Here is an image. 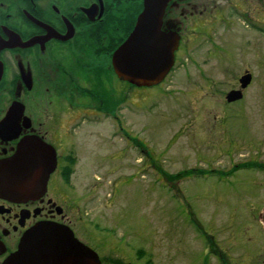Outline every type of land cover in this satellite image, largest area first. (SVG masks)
<instances>
[{
    "label": "flooded vegetation",
    "instance_id": "obj_1",
    "mask_svg": "<svg viewBox=\"0 0 264 264\" xmlns=\"http://www.w3.org/2000/svg\"><path fill=\"white\" fill-rule=\"evenodd\" d=\"M144 9L145 0H0V165L24 142L31 152L42 149L40 159L50 169L45 190L34 196L0 194V264L41 227L69 228L101 264H135L117 256L130 244L128 230L116 239L114 224L76 217L81 207L70 178L79 163L77 131L89 118L111 116L121 125L127 82L119 78L113 56ZM160 30L178 42L166 77L191 76L189 65L200 69L199 77H209L210 61L225 77L248 74L237 73L235 60L228 59L248 56V0H169ZM230 34L241 42L228 47ZM248 157L244 173L194 170L196 177L214 173L227 185L200 209V217L182 223L179 239L172 240L178 243L170 245L180 253L169 254L165 264H264V154ZM204 211L209 217H201Z\"/></svg>",
    "mask_w": 264,
    "mask_h": 264
},
{
    "label": "rangeland",
    "instance_id": "obj_2",
    "mask_svg": "<svg viewBox=\"0 0 264 264\" xmlns=\"http://www.w3.org/2000/svg\"><path fill=\"white\" fill-rule=\"evenodd\" d=\"M263 20L264 0H248V56L228 55L237 73L248 69L252 75L244 100L228 104L226 95L239 88L240 77H225L223 68L219 71L208 60L209 77H199L200 69L189 65L191 76L167 77L155 87L131 88L124 83L121 125L111 116H92L77 131L79 163L70 178L81 207L76 217L114 224L116 239L128 230L130 244L117 254L120 260L165 264L169 254L180 253L170 245L178 243L172 240L182 223L200 217V209L212 204L214 193L227 185L217 182L214 173L205 178L193 173L173 182L166 173H244L248 155L264 154ZM228 42L233 47L241 41L230 34ZM227 153L233 156H218ZM210 213L204 211L201 217Z\"/></svg>",
    "mask_w": 264,
    "mask_h": 264
},
{
    "label": "water",
    "instance_id": "obj_3",
    "mask_svg": "<svg viewBox=\"0 0 264 264\" xmlns=\"http://www.w3.org/2000/svg\"><path fill=\"white\" fill-rule=\"evenodd\" d=\"M168 2L145 0V9L135 30L113 56L114 68L121 80L138 87H152L166 79L174 64V50L178 45L173 34H164L160 30L164 7ZM251 81L250 73L241 77L240 89L231 90L226 95L227 102L242 99L243 90ZM29 147L23 142L16 155L0 165L1 195L32 197L40 189L45 190L50 174L48 161L40 159L41 148L31 152ZM41 166H44V176ZM7 264H101V260L69 228L41 227L25 237Z\"/></svg>",
    "mask_w": 264,
    "mask_h": 264
},
{
    "label": "trees",
    "instance_id": "obj_4",
    "mask_svg": "<svg viewBox=\"0 0 264 264\" xmlns=\"http://www.w3.org/2000/svg\"><path fill=\"white\" fill-rule=\"evenodd\" d=\"M129 138H131L130 136H129ZM133 139V138H132ZM136 142V144H138V145H140L141 144V142H139L138 140H136L135 141ZM202 172V174H205L207 171H205V170H202L201 171ZM164 173V172H163ZM192 173H194V171L192 170V171H188L187 173H185L184 172V174H178V175H170V174H168V173H166L165 175L168 177V180L170 181V182H173V181H175V180H177V179H180L183 175H191ZM150 264H151V262H150Z\"/></svg>",
    "mask_w": 264,
    "mask_h": 264
}]
</instances>
